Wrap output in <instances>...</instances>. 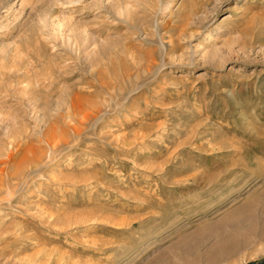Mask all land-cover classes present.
Returning a JSON list of instances; mask_svg holds the SVG:
<instances>
[{
  "label": "rangeland",
  "instance_id": "rangeland-1",
  "mask_svg": "<svg viewBox=\"0 0 264 264\" xmlns=\"http://www.w3.org/2000/svg\"><path fill=\"white\" fill-rule=\"evenodd\" d=\"M0 264H264V0H0Z\"/></svg>",
  "mask_w": 264,
  "mask_h": 264
},
{
  "label": "bare ground",
  "instance_id": "bare-ground-1",
  "mask_svg": "<svg viewBox=\"0 0 264 264\" xmlns=\"http://www.w3.org/2000/svg\"><path fill=\"white\" fill-rule=\"evenodd\" d=\"M172 44V43H171ZM174 44V43H173Z\"/></svg>",
  "mask_w": 264,
  "mask_h": 264
}]
</instances>
